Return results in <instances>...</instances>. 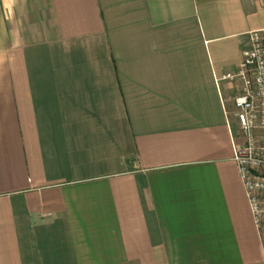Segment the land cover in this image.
Returning a JSON list of instances; mask_svg holds the SVG:
<instances>
[{"label": "crops", "instance_id": "crops-1", "mask_svg": "<svg viewBox=\"0 0 264 264\" xmlns=\"http://www.w3.org/2000/svg\"><path fill=\"white\" fill-rule=\"evenodd\" d=\"M264 0H0V264H264L234 97Z\"/></svg>", "mask_w": 264, "mask_h": 264}, {"label": "built area", "instance_id": "built-area-1", "mask_svg": "<svg viewBox=\"0 0 264 264\" xmlns=\"http://www.w3.org/2000/svg\"><path fill=\"white\" fill-rule=\"evenodd\" d=\"M250 37L251 47L236 72L224 78L239 83L233 104L244 142L236 147L235 161L264 244V30L252 31Z\"/></svg>", "mask_w": 264, "mask_h": 264}, {"label": "rangeland", "instance_id": "rangeland-1", "mask_svg": "<svg viewBox=\"0 0 264 264\" xmlns=\"http://www.w3.org/2000/svg\"><path fill=\"white\" fill-rule=\"evenodd\" d=\"M243 142H244V141H243V139H242V140H241V141L238 143V145H241V144H243Z\"/></svg>", "mask_w": 264, "mask_h": 264}]
</instances>
